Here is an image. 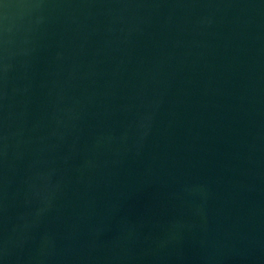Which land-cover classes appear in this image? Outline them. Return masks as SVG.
<instances>
[{
	"label": "water",
	"instance_id": "obj_1",
	"mask_svg": "<svg viewBox=\"0 0 264 264\" xmlns=\"http://www.w3.org/2000/svg\"><path fill=\"white\" fill-rule=\"evenodd\" d=\"M0 264H264V0H0Z\"/></svg>",
	"mask_w": 264,
	"mask_h": 264
}]
</instances>
